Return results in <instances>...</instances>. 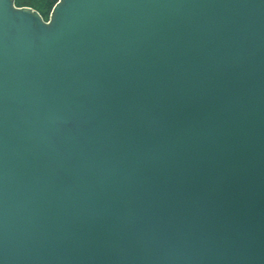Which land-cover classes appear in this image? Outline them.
<instances>
[{
    "label": "water",
    "instance_id": "obj_1",
    "mask_svg": "<svg viewBox=\"0 0 264 264\" xmlns=\"http://www.w3.org/2000/svg\"><path fill=\"white\" fill-rule=\"evenodd\" d=\"M15 1L0 264H264V0Z\"/></svg>",
    "mask_w": 264,
    "mask_h": 264
},
{
    "label": "trees",
    "instance_id": "obj_2",
    "mask_svg": "<svg viewBox=\"0 0 264 264\" xmlns=\"http://www.w3.org/2000/svg\"><path fill=\"white\" fill-rule=\"evenodd\" d=\"M58 1L59 0H46V2H37V0H20V2L18 3L16 0L15 4L18 7L27 6L33 8L40 13L45 21H47Z\"/></svg>",
    "mask_w": 264,
    "mask_h": 264
},
{
    "label": "snow or ice",
    "instance_id": "obj_3",
    "mask_svg": "<svg viewBox=\"0 0 264 264\" xmlns=\"http://www.w3.org/2000/svg\"><path fill=\"white\" fill-rule=\"evenodd\" d=\"M17 2L19 3L20 0H17ZM37 2H46V0H37ZM18 11H22V10L18 9Z\"/></svg>",
    "mask_w": 264,
    "mask_h": 264
},
{
    "label": "rangeland",
    "instance_id": "obj_4",
    "mask_svg": "<svg viewBox=\"0 0 264 264\" xmlns=\"http://www.w3.org/2000/svg\"><path fill=\"white\" fill-rule=\"evenodd\" d=\"M51 15V14H50ZM50 19V16L48 17L47 21Z\"/></svg>",
    "mask_w": 264,
    "mask_h": 264
}]
</instances>
